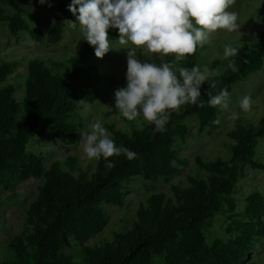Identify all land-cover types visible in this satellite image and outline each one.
I'll use <instances>...</instances> for the list:
<instances>
[{"label":"trees","instance_id":"16d2710c","mask_svg":"<svg viewBox=\"0 0 264 264\" xmlns=\"http://www.w3.org/2000/svg\"><path fill=\"white\" fill-rule=\"evenodd\" d=\"M207 2H192L187 14L166 7L182 23L170 35L177 54L175 69L166 74L162 64L151 65V87L136 86L129 92L143 105L163 108L166 115L129 132L109 124L104 149L97 139L90 140L93 171L75 156L44 169L43 157L28 144L45 133L67 145L77 143L83 124L70 121V115L78 101L98 99L102 81L89 56L106 40L118 38L115 31L93 32L83 39L80 50L63 60H29L20 102L13 84L6 82L18 62L0 59V189L9 192L0 204L12 202L20 181L40 175L44 179L22 230L6 245L11 255L0 264H259L250 251L264 236V198L255 191L244 198L242 208L236 202L242 164L264 171V161L254 158L255 141L264 136V115L257 123L239 124L227 132L232 141L228 158L196 157L205 177L172 186V195L150 194L137 206L129 227L115 231L112 239L86 243L105 227L103 205H124V181L134 176L154 180L178 171L173 144L175 136L188 131L185 115L195 114L199 129L218 128L221 102L232 85L263 67L264 29L257 43L234 45L215 57L211 66L219 71L198 84L196 17ZM42 8L51 17L46 34L35 32L24 17L34 18L26 0H0V24L6 23L12 35L25 31L35 41L56 43L62 37L67 6L60 0H43ZM219 218L225 221L224 234L208 240L206 234Z\"/></svg>","mask_w":264,"mask_h":264},{"label":"rangeland","instance_id":"374dc122","mask_svg":"<svg viewBox=\"0 0 264 264\" xmlns=\"http://www.w3.org/2000/svg\"><path fill=\"white\" fill-rule=\"evenodd\" d=\"M67 6L62 37L56 43L35 41L25 31L12 35L6 23L0 24V59L16 60L18 67L6 82L15 87V97L21 101L29 60L38 58L45 63L63 60L82 47L83 39L93 32L106 33L110 30L118 35L108 39L95 49L89 59L95 63L102 75L100 94L93 103L78 101V109L70 115L73 123H82L76 144L67 145L50 137L48 133L30 140L28 149L43 157V168L54 161H63L67 156L77 157L81 164L96 167L90 145L97 139L105 148L110 135L109 124L116 129L132 131L134 127L150 124L155 117L166 115L163 108L146 106L130 95L136 86L151 87L149 68L162 64L164 72L175 69L176 50L170 45V35L182 23L166 11L188 13L192 2L207 0H60ZM43 0H26L27 12L34 18L24 17L35 32L46 34L50 15L42 8ZM10 12L11 9H8ZM264 29V0H211L202 6L196 17L195 35L200 42V55L196 63L200 69L199 82L203 83L219 70L213 69L211 61L229 52L234 45L254 44ZM221 70V69H220ZM189 97L193 96L190 92ZM22 115L21 106L19 116ZM264 115V64L247 78L236 81L231 92L221 102L219 114L221 124L216 129H199L195 114L185 115L183 122L187 133L175 136L173 148L178 171L169 177L147 179L134 176L123 182L124 205H103L107 215L105 227L86 240L95 244L112 239L115 231L129 227L140 202L150 194L166 192L172 195V186H186L190 177H205L206 171L196 164V157L203 160L216 157L228 158V145L232 141L227 132L236 125L257 123ZM255 159L264 161V136L255 141ZM243 176L237 181V206L242 208L244 198L258 192L264 198V171L242 164ZM44 179L31 176L20 181L14 188L16 197L12 202L0 204V261L11 253L6 247L13 236L19 233L26 220L30 202L36 198ZM9 192L0 189V198ZM264 219V212L262 214ZM225 221L222 218L206 234L208 240L222 236ZM67 251V250H66ZM250 258L264 264V236L252 247Z\"/></svg>","mask_w":264,"mask_h":264}]
</instances>
